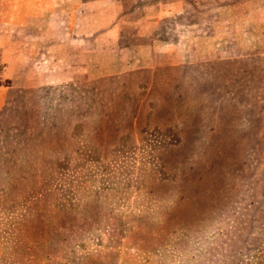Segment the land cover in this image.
Returning a JSON list of instances; mask_svg holds the SVG:
<instances>
[{
  "label": "rangeland",
  "instance_id": "374dc122",
  "mask_svg": "<svg viewBox=\"0 0 264 264\" xmlns=\"http://www.w3.org/2000/svg\"><path fill=\"white\" fill-rule=\"evenodd\" d=\"M58 1L55 22L0 0V264H264V46L239 51L229 0H117L120 46L182 54L31 81L78 5Z\"/></svg>",
  "mask_w": 264,
  "mask_h": 264
},
{
  "label": "crops",
  "instance_id": "0c3cea01",
  "mask_svg": "<svg viewBox=\"0 0 264 264\" xmlns=\"http://www.w3.org/2000/svg\"><path fill=\"white\" fill-rule=\"evenodd\" d=\"M229 2L226 6L229 13L224 29L225 32L228 29V33H231V39L239 51L247 54L249 50L263 47L264 0H229ZM58 3V0H50L49 6L41 7L42 11H47L55 22L56 15L61 13ZM77 3L73 10L69 9L67 12L71 17V26L67 33H61L60 27H57V31H54L53 27L51 29L45 27L42 30L46 38L50 37L44 43L46 51L43 57L37 59L31 69L30 77H35L31 81L36 80V77H48L49 81L46 82L57 84L121 72L124 69L112 73H92L95 66L100 67L99 69L105 66L106 57L116 56L128 50H134L137 55H141L145 62L141 66H149L153 64V51L166 52L183 41V38L178 41L163 39V41L154 40L147 46L136 45L135 48L120 46L117 33L119 20L117 0H78ZM41 40L43 43V39ZM225 43L227 49L229 40ZM175 48L176 54H182L181 49L184 45ZM111 60L116 65V60L112 58ZM106 66L114 67V65Z\"/></svg>",
  "mask_w": 264,
  "mask_h": 264
},
{
  "label": "trees",
  "instance_id": "16d2710c",
  "mask_svg": "<svg viewBox=\"0 0 264 264\" xmlns=\"http://www.w3.org/2000/svg\"><path fill=\"white\" fill-rule=\"evenodd\" d=\"M52 218L50 215H47V222L48 224L53 228L52 229V232L55 234V235H58L61 237V240L59 241V245L58 247H56V249L54 251H52L51 253L47 254L48 255V259L53 263L54 261L57 260V258L60 257L61 253L64 252V248L62 247L61 243H63L65 241V237H66V234L64 233V228L59 225V224H55L51 222V220L49 219L48 221V218L49 217ZM61 245V246H60ZM42 256L39 255V257H37L38 259H42L41 258ZM44 259H47V257H45ZM63 264H66V261L65 262H62Z\"/></svg>",
  "mask_w": 264,
  "mask_h": 264
}]
</instances>
